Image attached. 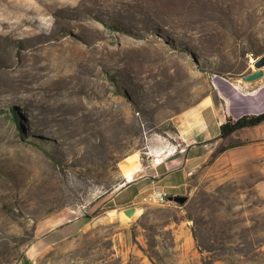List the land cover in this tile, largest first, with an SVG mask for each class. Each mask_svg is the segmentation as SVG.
Instances as JSON below:
<instances>
[{
	"label": "rangeland",
	"instance_id": "374dc122",
	"mask_svg": "<svg viewBox=\"0 0 264 264\" xmlns=\"http://www.w3.org/2000/svg\"><path fill=\"white\" fill-rule=\"evenodd\" d=\"M262 54L264 0H0V264H264V141L188 136Z\"/></svg>",
	"mask_w": 264,
	"mask_h": 264
},
{
	"label": "crops",
	"instance_id": "0c3cea01",
	"mask_svg": "<svg viewBox=\"0 0 264 264\" xmlns=\"http://www.w3.org/2000/svg\"><path fill=\"white\" fill-rule=\"evenodd\" d=\"M252 67H249V72L254 71ZM215 93L220 99V104L215 102V98L212 94H206L203 99L202 108L200 111L202 123L199 127H188V136H199L203 141H207L214 136H218L220 125L226 120L228 116L237 117L244 113H259L264 111V67L263 75L259 79L253 81H241L239 79H230L222 77V79H214ZM245 89L247 93L238 94L236 90ZM236 93V94H235ZM233 95V97H232ZM196 114V113H195ZM189 116H192L190 114ZM246 132L252 140L264 141V121L253 126H248L238 130L237 132ZM236 132V133H237ZM135 163L128 164L126 162L123 173V177L126 180V184L119 190L116 196L131 189L132 191L119 199V203H127V199L131 197H138L140 194L148 189L155 187H161L172 195L182 194L187 181V172L185 169H179L174 172H170L164 177L152 180L149 183L145 181L146 176L141 175L139 178L129 179V176L133 175ZM164 178H167L164 180ZM162 182V184H161ZM147 183V184H146ZM126 204L124 206H128ZM138 210V207H134ZM137 212V213H138ZM27 254V258H28ZM35 261V260H34ZM33 261V262H34ZM32 262V261H31ZM28 264L25 260L20 261L17 264Z\"/></svg>",
	"mask_w": 264,
	"mask_h": 264
},
{
	"label": "trees",
	"instance_id": "16d2710c",
	"mask_svg": "<svg viewBox=\"0 0 264 264\" xmlns=\"http://www.w3.org/2000/svg\"><path fill=\"white\" fill-rule=\"evenodd\" d=\"M264 121V111L259 113H244L237 117L228 116L224 122L220 125L219 137L226 139L238 130L257 125ZM226 147L222 146L221 150H224Z\"/></svg>",
	"mask_w": 264,
	"mask_h": 264
},
{
	"label": "water",
	"instance_id": "95a60500",
	"mask_svg": "<svg viewBox=\"0 0 264 264\" xmlns=\"http://www.w3.org/2000/svg\"><path fill=\"white\" fill-rule=\"evenodd\" d=\"M254 67H255L254 71H251L249 73L242 75V79L244 81H253V80H256V79H259L260 77H262L263 67H264V54H262L259 58L255 59ZM170 199L183 204L187 201L188 196L183 195V194H178V195L170 196ZM133 208L134 207H128V208L124 209V211L128 213Z\"/></svg>",
	"mask_w": 264,
	"mask_h": 264
},
{
	"label": "bare ground",
	"instance_id": "6f19581e",
	"mask_svg": "<svg viewBox=\"0 0 264 264\" xmlns=\"http://www.w3.org/2000/svg\"><path fill=\"white\" fill-rule=\"evenodd\" d=\"M100 124H102L103 127H107L109 125V122L105 121V122L100 123ZM100 137H101V140L99 141V143L102 146L101 148L106 150V151H110L113 148V144H114L113 142H114V138H115L112 130L111 131L108 130V131L101 133ZM137 212H138V210L136 208H133L131 211L128 212L127 217L128 216L129 217L135 216L137 214Z\"/></svg>",
	"mask_w": 264,
	"mask_h": 264
},
{
	"label": "built area",
	"instance_id": "2783aa9c",
	"mask_svg": "<svg viewBox=\"0 0 264 264\" xmlns=\"http://www.w3.org/2000/svg\"><path fill=\"white\" fill-rule=\"evenodd\" d=\"M143 200L164 203L170 201V194L164 189L155 187L143 197ZM33 264H35V261Z\"/></svg>",
	"mask_w": 264,
	"mask_h": 264
}]
</instances>
